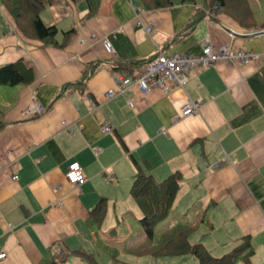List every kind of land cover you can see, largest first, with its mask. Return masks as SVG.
I'll return each mask as SVG.
<instances>
[{
    "label": "crops",
    "instance_id": "1",
    "mask_svg": "<svg viewBox=\"0 0 264 264\" xmlns=\"http://www.w3.org/2000/svg\"><path fill=\"white\" fill-rule=\"evenodd\" d=\"M252 1L253 23L243 26L210 0H170L156 9L92 0L88 17L86 0H47L41 21L55 27L57 41L71 30L62 46L23 38L0 5V65L22 58L33 72L26 85H0V264H39L55 253L64 262L84 245L107 243L125 212L140 217L129 195L135 163L157 181L180 172L171 208L184 209L182 222L201 230L194 242L212 257L246 237L250 263L264 264V0ZM138 9L154 22L149 35L135 25ZM204 41L252 50L260 61L214 63L190 73L183 87L168 82L167 93L131 86L104 97L112 75L130 68L111 71L110 64L144 61L157 49L197 55ZM95 63L82 89L56 95ZM189 99L200 108L180 117ZM32 103L42 111L23 113ZM71 162L85 176L78 187L64 178ZM175 261L194 264L189 256Z\"/></svg>",
    "mask_w": 264,
    "mask_h": 264
},
{
    "label": "trees",
    "instance_id": "2",
    "mask_svg": "<svg viewBox=\"0 0 264 264\" xmlns=\"http://www.w3.org/2000/svg\"><path fill=\"white\" fill-rule=\"evenodd\" d=\"M88 10L86 17L95 13L92 0H86ZM183 1V0H182ZM210 6L214 4L221 11L240 25L253 23L254 14L249 0H210ZM144 9H156L170 5V0H139ZM0 4L11 19L14 30L25 39L37 40L41 45L62 46L63 41L71 30L62 32V40L57 41L56 29L54 26H46L40 19V11L47 5V0H0ZM152 56L144 61H123L112 63L109 66L111 71L123 69L124 65H130L125 70V75L132 76L136 66L143 65ZM128 66H124L126 68ZM98 68V63L86 66L77 82L67 83L59 87L56 95L67 92L72 87L82 89L85 81ZM33 80L31 68L26 67L23 59L18 58L12 62L0 65V85L20 86L26 85ZM0 121V127H1ZM135 173L129 188V195L137 207L140 217L137 220L145 237V243H141L135 249L138 255L149 254L160 257L192 256L197 264H251L250 256L252 247L248 239L243 237L229 252L220 257H212L207 249L200 243H189L188 236L196 229L184 222H178L168 230L162 232L154 239V228L168 216L173 200L178 191L180 172L174 171L165 176L162 180H155L148 171L143 170L135 163ZM77 255L86 264H98L94 256L89 252L75 250ZM68 255V254H66ZM62 258L58 254H51L39 264H61ZM110 264H126L111 257Z\"/></svg>",
    "mask_w": 264,
    "mask_h": 264
},
{
    "label": "built area",
    "instance_id": "3",
    "mask_svg": "<svg viewBox=\"0 0 264 264\" xmlns=\"http://www.w3.org/2000/svg\"><path fill=\"white\" fill-rule=\"evenodd\" d=\"M212 8L219 10L217 5ZM143 9L135 11V25L141 27L147 35L152 31L154 22L150 19L143 20ZM252 31L249 34L256 33ZM103 49L109 53L111 44L109 40L104 37L101 39ZM260 61V54L249 49H231L228 44H222L214 47L207 41H204L200 52L197 55H187L181 53H173L170 55L164 54L157 49V53L144 63L141 69L132 76L114 73L112 75V87L107 89L104 93L105 98H110L117 93L126 91L129 87L135 86L140 92H147L151 89L158 88L163 93H167V83H173L178 87H183L188 80V76L192 72H198L204 68L218 62H224L229 66L244 65L246 63H258ZM128 106L132 108V101H127ZM200 108V101L187 100L179 109V116L194 115ZM42 108L32 103L25 108L23 113L29 112L40 113ZM100 128L102 131L110 130L109 123L104 120ZM66 182L73 186H80L85 182V176L77 162H71L67 165L64 173ZM16 179V174L11 176V180ZM5 258L4 253H0V260Z\"/></svg>",
    "mask_w": 264,
    "mask_h": 264
},
{
    "label": "rangeland",
    "instance_id": "4",
    "mask_svg": "<svg viewBox=\"0 0 264 264\" xmlns=\"http://www.w3.org/2000/svg\"><path fill=\"white\" fill-rule=\"evenodd\" d=\"M254 5L253 1L250 0ZM1 5V4H0ZM2 13L0 11V22L3 23L1 17ZM136 210V209H135ZM130 212V213H129ZM125 212L111 232H107L106 237L110 240L107 243L98 240L96 245L88 244L87 246H82L85 252L91 253L98 264H110L111 257H115L118 261L126 264H181L179 261L184 256L176 257L175 259L169 260L171 257H160V256H151L149 254L138 255L135 251L139 247V244L145 243V237L142 232V229L137 223L135 214L131 211ZM184 209L178 210L173 205L169 210L168 216L165 220L160 222L154 228V239H156L162 232L168 230L175 223L184 221ZM120 219V218H119ZM201 234V230H196L194 233H191L188 237L189 243H194V240ZM216 255V254H212ZM189 258L196 263V260L189 256ZM61 264H86L78 256L72 257L69 256L66 261Z\"/></svg>",
    "mask_w": 264,
    "mask_h": 264
}]
</instances>
